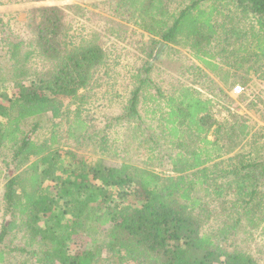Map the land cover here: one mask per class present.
Wrapping results in <instances>:
<instances>
[{
	"label": "trees",
	"instance_id": "1",
	"mask_svg": "<svg viewBox=\"0 0 264 264\" xmlns=\"http://www.w3.org/2000/svg\"><path fill=\"white\" fill-rule=\"evenodd\" d=\"M121 1L133 8L131 15L149 35L152 49L186 47L204 68L220 73L223 83L227 72L221 73L216 57L225 63L232 58L238 67L251 59L264 61V0ZM136 2H145L142 11ZM220 3L240 12L234 24L251 19V35L244 31L237 43L230 42L237 27L218 8ZM62 11L57 5L32 8V50L20 54V42H5L12 70L9 77H0V149L8 145L11 156L5 167H12L3 175L0 170L6 177L1 214L9 217L0 223V263L18 253L21 260L13 264H261L235 241L242 234L251 238L250 230L264 220V192L258 193L264 186V153L226 156L249 133L248 125L238 120L222 138L210 98L178 86L179 93L165 100L159 119L171 130L184 124L194 146L167 154L164 174L151 167L149 157L143 165L109 164L103 158L88 162L71 148L59 149L58 134L36 140L31 137L35 126L25 131L22 123L29 117L61 116L62 96L85 100L77 90L92 85L96 67L104 63L100 41L82 38L72 47L63 38ZM31 54L41 59V70L27 65ZM149 71L147 65L144 72ZM148 81V76L138 79L116 119L138 115L139 93ZM214 124L215 133L208 138ZM260 132L250 135L257 153L264 149ZM67 138L79 141L70 131ZM128 197L137 205H124ZM78 233L89 237V246H69Z\"/></svg>",
	"mask_w": 264,
	"mask_h": 264
},
{
	"label": "rangeland",
	"instance_id": "2",
	"mask_svg": "<svg viewBox=\"0 0 264 264\" xmlns=\"http://www.w3.org/2000/svg\"><path fill=\"white\" fill-rule=\"evenodd\" d=\"M136 4L139 11L144 9L145 2ZM42 5H57L63 10V38L72 47L78 45L82 38L91 42L100 41L104 63L95 69L92 79L96 81L83 90H77L78 94L86 96L85 100L62 96L61 116L52 118L47 112L29 117L22 123L25 131L35 126L32 138L40 140L49 136L51 132L58 134L61 137L57 145L59 149L71 148L88 162L103 158L105 163L107 161L109 164L119 165L121 162H128L143 165L149 157L151 167L164 174L167 173L163 165L167 154L173 151L183 152L194 146L191 141L194 137L188 133L184 124L181 128L179 124L177 125L179 130H171V124L168 125L163 119H159L162 110H165L164 102L168 96L179 93L178 86H188L195 95L210 98L214 102L212 114L215 124L222 126L220 131L222 138L231 134L232 124L238 120H243L248 125L249 135L240 137L239 146L226 156L245 151L251 154L264 153V149L257 153L255 148L257 143L250 139V135L259 130L261 135L264 134V61L251 59L241 62L238 67L232 65V58L228 60L229 63H225L223 58L216 57L214 62L218 63L221 73L227 72V81L223 83L219 79L220 73L215 76L204 68L186 47L172 48L162 45L152 49L149 35L136 25L130 12L133 8L128 7L125 1L0 0V77H9L12 70V61L9 59L10 54L5 42H20V54L34 47L32 42L35 36V23L30 18V12L32 8ZM218 8L232 16L231 24L237 27V31L235 30L230 37V42L237 43V36L241 37L244 31L251 35V19L247 18L246 21L234 24L238 18L236 14L240 12L231 4L220 3ZM217 20H221L220 15H217ZM226 29L229 32L231 28ZM27 65L31 66L32 71L41 70V59L31 54ZM147 65L150 66L148 73L144 72ZM147 76L149 81L143 85L139 93L138 115L129 120L116 119V116L124 112L130 96L129 91L136 85L138 79L144 80ZM237 84L242 87L241 95H234L231 92L232 86ZM8 88L4 90L10 93ZM215 124L208 131V138L213 137ZM68 131L71 135L78 136L79 141H74V138L68 139ZM262 137L260 142H264V135ZM243 142L244 145L241 144ZM10 156L8 145H4L0 149L2 175L5 168L8 172L11 171L9 170L11 164L5 167ZM2 175L0 192L3 191L6 179ZM211 176L213 174L209 173V178ZM258 188V193L264 192V186ZM123 204L134 206L137 202L128 197ZM0 218L3 225L9 217L2 213ZM250 231L251 238L245 240L242 234L241 238H236L235 243L243 246L244 250L264 264V220H260L257 227ZM88 238L85 233H78L75 240H68V244L74 247L84 242L89 246ZM229 241H225L224 245ZM17 242L18 237L14 235L12 244ZM21 257L16 253V257L14 255L10 259L7 257L8 259L0 264H13L20 261ZM110 264L113 263L110 261Z\"/></svg>",
	"mask_w": 264,
	"mask_h": 264
},
{
	"label": "built area",
	"instance_id": "3",
	"mask_svg": "<svg viewBox=\"0 0 264 264\" xmlns=\"http://www.w3.org/2000/svg\"><path fill=\"white\" fill-rule=\"evenodd\" d=\"M231 92L234 95H240L242 93V87L238 84L235 86H232ZM0 214H1V192H0ZM0 223H1V218H0Z\"/></svg>",
	"mask_w": 264,
	"mask_h": 264
}]
</instances>
